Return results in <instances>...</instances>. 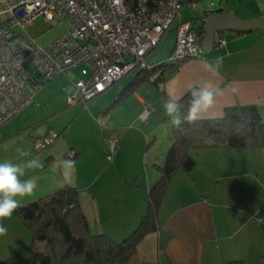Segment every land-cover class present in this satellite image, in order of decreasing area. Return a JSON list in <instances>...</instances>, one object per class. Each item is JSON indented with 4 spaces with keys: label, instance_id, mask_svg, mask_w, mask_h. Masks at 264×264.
Wrapping results in <instances>:
<instances>
[{
    "label": "crops",
    "instance_id": "obj_1",
    "mask_svg": "<svg viewBox=\"0 0 264 264\" xmlns=\"http://www.w3.org/2000/svg\"><path fill=\"white\" fill-rule=\"evenodd\" d=\"M199 2V9H193L201 10L193 19L197 22L208 10L221 8L243 19L264 16V0ZM233 33L224 36L226 48L203 49L159 86L153 84L158 71L128 74L85 104L73 106L69 94L81 77L69 71L46 85L48 81L35 103L1 128L0 162L38 159L40 164L25 169L22 179L34 178L37 189L21 199L19 207L64 186L76 187L93 232L117 242L130 237L146 213L150 191L161 178L158 165H164L173 143V126L162 107L166 99L178 101L193 87L211 81L225 95L200 119L222 117L226 108L244 105H256L264 116V29ZM220 57L218 74L201 63ZM64 81L70 82L64 86ZM60 82L62 88L55 90ZM229 83L238 92L232 93ZM147 103L156 111L143 121ZM50 131L58 134L55 142L36 149L35 141ZM111 133L119 135V145L109 159ZM18 148L28 155L21 157ZM191 154L197 165L190 172H176L155 229L122 264H264V149L207 147ZM0 223L7 228L6 235H0V263L12 251L28 256L31 233L15 211Z\"/></svg>",
    "mask_w": 264,
    "mask_h": 264
},
{
    "label": "built area",
    "instance_id": "obj_2",
    "mask_svg": "<svg viewBox=\"0 0 264 264\" xmlns=\"http://www.w3.org/2000/svg\"><path fill=\"white\" fill-rule=\"evenodd\" d=\"M199 6V0L1 1L0 135L4 125L35 103L48 81L78 65L88 66L91 73L74 81L68 98L73 106L85 104L128 74L149 69L148 55L174 25L176 39L169 61L180 63L199 56L203 21L183 17L185 8ZM40 19L52 26L66 23V35L41 46L29 32ZM227 43L222 32L215 34V46L226 48ZM155 111L152 103L145 104L141 119L147 120ZM57 138L50 131L35 141V148L45 149ZM107 142L111 159L119 135L111 133Z\"/></svg>",
    "mask_w": 264,
    "mask_h": 264
},
{
    "label": "trees",
    "instance_id": "obj_3",
    "mask_svg": "<svg viewBox=\"0 0 264 264\" xmlns=\"http://www.w3.org/2000/svg\"><path fill=\"white\" fill-rule=\"evenodd\" d=\"M182 63L149 62L151 67L139 75L158 71V77L153 80L158 85L172 77ZM192 89L178 100L185 113ZM173 133L165 163L158 165L161 178L151 189L146 213L130 237L117 242L93 232L81 208L79 190L64 186L15 210L31 233V254L23 257L12 251L0 264L125 263L145 234L155 229L161 202L176 172L179 169L190 172L197 165L191 152L207 147L264 149V116L256 105L233 106L226 108L222 117L185 122L180 128L173 127Z\"/></svg>",
    "mask_w": 264,
    "mask_h": 264
},
{
    "label": "clouds",
    "instance_id": "obj_4",
    "mask_svg": "<svg viewBox=\"0 0 264 264\" xmlns=\"http://www.w3.org/2000/svg\"><path fill=\"white\" fill-rule=\"evenodd\" d=\"M119 4L120 0H116ZM204 68L213 74H218L223 63V58L214 61L202 60ZM228 89L232 93L238 92L234 83H229ZM225 95V90L211 81H205L191 90V97L188 101L186 113L182 111L181 104L172 97L166 99L162 107L165 115L169 118L167 123L170 126L180 128L183 123L196 122L201 116L214 107L217 98ZM21 157L28 153L23 149H17ZM38 159H31L26 163L12 161L0 162V221L11 217L13 212L20 206L21 199L31 196L37 189L34 178L22 179L25 176L26 168L39 167ZM70 166V165H69ZM7 228L0 223V235H6Z\"/></svg>",
    "mask_w": 264,
    "mask_h": 264
},
{
    "label": "rangeland",
    "instance_id": "obj_5",
    "mask_svg": "<svg viewBox=\"0 0 264 264\" xmlns=\"http://www.w3.org/2000/svg\"><path fill=\"white\" fill-rule=\"evenodd\" d=\"M261 9L260 10L263 11L264 5L261 7ZM183 15L188 16L192 19H197L201 15V10L192 11L185 9L183 11ZM29 31L37 39L38 43L41 46H47L54 40L63 38L66 35L67 25L64 22H59L52 26L51 24L45 22L43 19H40L32 27H30ZM223 33L226 38H229L230 36H232V34H234L232 31H224ZM174 42H175V32L172 30L168 32L161 39L160 43L148 55L147 57L148 62L157 63L158 61L169 60L171 55V49L175 44ZM71 72H73L76 76L81 78H86L91 73L90 68L84 64L74 67L73 69H71ZM60 78H62V76H60ZM52 82L53 80L49 81L46 85L51 84ZM69 82L70 81L68 82L64 81V83L60 82L58 84L55 83L56 85L54 89L55 90L61 89L62 83L65 86ZM30 254H31V250H29L28 256H23V257H29Z\"/></svg>",
    "mask_w": 264,
    "mask_h": 264
},
{
    "label": "water",
    "instance_id": "obj_6",
    "mask_svg": "<svg viewBox=\"0 0 264 264\" xmlns=\"http://www.w3.org/2000/svg\"><path fill=\"white\" fill-rule=\"evenodd\" d=\"M223 9L208 10L202 17L205 37L202 47L205 51H213L215 46V34L217 32H251L264 29V16L251 19L239 18L235 13H223Z\"/></svg>",
    "mask_w": 264,
    "mask_h": 264
}]
</instances>
